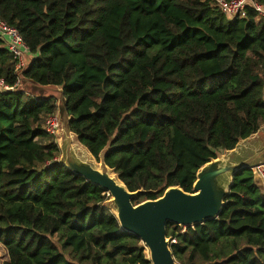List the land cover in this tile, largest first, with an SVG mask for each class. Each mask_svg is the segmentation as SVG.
<instances>
[{"label": "trees", "instance_id": "1", "mask_svg": "<svg viewBox=\"0 0 264 264\" xmlns=\"http://www.w3.org/2000/svg\"><path fill=\"white\" fill-rule=\"evenodd\" d=\"M229 1V0H227ZM264 7V0H255ZM29 48L24 77L64 90L72 132L131 192L192 193L198 170L264 125V20L216 0H0ZM16 62L0 38V79ZM57 102L0 91L4 264H151L105 207L108 192L60 164L45 122ZM180 264H264V193L234 176L220 217L167 225Z\"/></svg>", "mask_w": 264, "mask_h": 264}, {"label": "water", "instance_id": "2", "mask_svg": "<svg viewBox=\"0 0 264 264\" xmlns=\"http://www.w3.org/2000/svg\"><path fill=\"white\" fill-rule=\"evenodd\" d=\"M31 61L32 57H29L28 64L19 72L22 84L16 93H20L23 86L33 82L23 75ZM43 87H55L63 96L59 104L64 107V116L61 120L58 117L59 130L56 136L61 152L60 164L76 176L108 192L110 199L105 207L117 218L123 231L141 240V244L149 251L151 264H178L172 252L173 238L167 235V225L171 223L187 229L218 219L238 172L252 169L254 182L264 193V180L258 171L264 166L262 125L256 133L241 139L234 149L218 153L216 159L202 166L197 172L192 193L185 192L180 187H170L159 199L134 205L133 199L145 191L131 192L115 170L106 164L108 147L97 160L80 142L79 136L71 129L73 117L69 114L64 90L53 85ZM51 98L55 100L52 96L42 100Z\"/></svg>", "mask_w": 264, "mask_h": 264}, {"label": "built area", "instance_id": "3", "mask_svg": "<svg viewBox=\"0 0 264 264\" xmlns=\"http://www.w3.org/2000/svg\"><path fill=\"white\" fill-rule=\"evenodd\" d=\"M220 11L229 18L247 19L249 11L255 12L259 19L264 20V7L255 0H216ZM0 38L5 41L7 50L13 56L16 66V81L14 84H8L0 79V91L5 93H14L21 86L22 80L19 76L29 62V48L24 42L19 31L9 26L6 22L0 21ZM46 133L55 137L59 130V120L56 114L50 115L45 122ZM264 180V166L258 169ZM172 246L177 243L176 239L172 240Z\"/></svg>", "mask_w": 264, "mask_h": 264}, {"label": "rangeland", "instance_id": "4", "mask_svg": "<svg viewBox=\"0 0 264 264\" xmlns=\"http://www.w3.org/2000/svg\"><path fill=\"white\" fill-rule=\"evenodd\" d=\"M21 92L26 93L35 100L47 99L48 97H54L58 104V109L56 112L57 117L61 118L64 116V107L59 104V101L63 99L62 94L55 87H43L39 86L33 82L26 84L21 89ZM144 247L145 245L142 244ZM145 254L149 259V251L145 248ZM9 261V254L4 245L0 244V264H4ZM180 264V263H178Z\"/></svg>", "mask_w": 264, "mask_h": 264}, {"label": "bare ground", "instance_id": "5", "mask_svg": "<svg viewBox=\"0 0 264 264\" xmlns=\"http://www.w3.org/2000/svg\"><path fill=\"white\" fill-rule=\"evenodd\" d=\"M112 177H115V175L112 174Z\"/></svg>", "mask_w": 264, "mask_h": 264}]
</instances>
